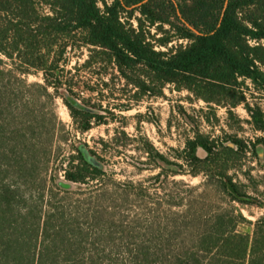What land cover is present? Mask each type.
<instances>
[{
  "label": "trees",
  "instance_id": "obj_1",
  "mask_svg": "<svg viewBox=\"0 0 264 264\" xmlns=\"http://www.w3.org/2000/svg\"><path fill=\"white\" fill-rule=\"evenodd\" d=\"M175 36L182 42L169 47ZM86 49L83 67L113 64L141 95L162 97L174 85L206 102L184 114L191 125L200 116L214 126L221 107L242 122L237 108L243 106L262 134L250 143L230 132L198 129L176 156L182 162L152 148L162 167L154 176L160 182L168 171H190L204 173L212 184L190 199L182 218L164 210L166 219L159 221L158 214L142 235L129 231L128 245L134 247L124 248L125 235L116 229L119 211L106 203V189L75 200L73 192L81 189L61 188L58 169L48 178L52 141L58 126L66 130L57 112L53 121L29 117L37 136L16 140L10 151L6 128H0V264H264V217L251 235L238 228L243 215L217 211L216 201H206L219 186L233 201L262 204L230 170L250 151L264 162V0H0V106L11 100L5 95L8 78L42 71L44 83L34 85L51 99H64L76 118L72 132L89 131L106 111L80 98L66 78L74 52ZM79 141L78 154L66 155V176L100 180L107 173L105 160ZM82 144L104 166L89 162Z\"/></svg>",
  "mask_w": 264,
  "mask_h": 264
},
{
  "label": "rangeland",
  "instance_id": "obj_2",
  "mask_svg": "<svg viewBox=\"0 0 264 264\" xmlns=\"http://www.w3.org/2000/svg\"><path fill=\"white\" fill-rule=\"evenodd\" d=\"M136 16L141 14L138 12ZM137 24L135 20V25ZM165 28L169 29V25H165ZM161 35L172 33L161 32L158 36ZM180 42L182 40L175 36L169 47ZM88 56L87 49L84 54L79 50L74 52L67 66L66 78L73 82L80 98L106 111L104 120L85 133L72 132L76 126V118L64 99L58 95L51 99L43 89L34 85L36 82L44 83L43 72L40 71L16 74L6 80L11 86L5 95L11 97V100L1 103L0 122L3 123L0 128H6L4 143L7 151H10L16 140H27V137L34 134L37 136V132L29 130V117L35 120L39 115L41 118L46 115L53 121V114L57 112L65 122L66 130L58 126L52 141L48 178L55 169L66 176V155L78 154L75 144L79 140L87 142L105 160L107 173L100 180L93 179L91 183H86V188L73 192L72 195L77 200L89 196L88 194H98L100 188L106 189V203L115 205L119 211L116 214L117 234L124 233V248L134 247L128 245L129 231L136 228L135 235H142L146 226L152 227V221L158 214L159 221L166 219L164 210L172 217L177 214L182 218L190 199L200 191L207 190L209 183L212 184L208 183L204 173L194 175L190 171H168L163 182H160L154 176L162 171V167L155 160L152 148L165 154L173 162H182L176 156L185 148L187 138L198 129L212 135L230 132L250 143L259 141L258 136L262 132L249 122L250 115L243 106L237 108L242 122L228 118L226 108L221 107L218 114L220 120L214 126L200 116L196 124L191 125L184 114H193V108L201 109L207 105L206 102L196 100L189 91L178 90L174 85H168L162 97L141 95L137 93V88L127 85L113 64H94L92 69L83 67L82 63ZM92 87L96 89H91ZM49 90L51 93L55 92L54 88ZM8 137L12 144H7ZM2 148L3 143L0 141V152ZM78 162L79 159L76 163ZM232 166L230 173L241 188L254 195L262 204L233 201L216 185L206 201H216L217 211L225 208L243 215L245 221L238 228L253 235L259 220L264 217V162L250 151ZM188 168L190 167L185 163L183 169ZM53 183L50 180L49 186H53ZM156 209L159 212L161 210V213L156 212Z\"/></svg>",
  "mask_w": 264,
  "mask_h": 264
},
{
  "label": "water",
  "instance_id": "obj_3",
  "mask_svg": "<svg viewBox=\"0 0 264 264\" xmlns=\"http://www.w3.org/2000/svg\"><path fill=\"white\" fill-rule=\"evenodd\" d=\"M82 151L84 154V157L91 163L98 164L100 166H104V163L98 159V157L90 152L87 146L82 144ZM57 184L65 189V190H78L86 188V183L74 181L72 179H69L67 176L58 174L56 177Z\"/></svg>",
  "mask_w": 264,
  "mask_h": 264
}]
</instances>
